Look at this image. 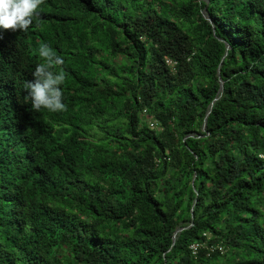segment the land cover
<instances>
[{"label": "trees", "instance_id": "trees-1", "mask_svg": "<svg viewBox=\"0 0 264 264\" xmlns=\"http://www.w3.org/2000/svg\"><path fill=\"white\" fill-rule=\"evenodd\" d=\"M37 12L0 30V264H264V0ZM41 43L65 111L24 100Z\"/></svg>", "mask_w": 264, "mask_h": 264}, {"label": "clouds", "instance_id": "clouds-1", "mask_svg": "<svg viewBox=\"0 0 264 264\" xmlns=\"http://www.w3.org/2000/svg\"><path fill=\"white\" fill-rule=\"evenodd\" d=\"M43 3L44 0H0V30H28ZM38 51L44 62L35 66L32 72L34 79L25 81L24 100L37 112L41 109L51 112L65 111L67 105L63 102L61 88L65 74L62 68L58 72L52 70L54 66H62L64 60L47 43H41Z\"/></svg>", "mask_w": 264, "mask_h": 264}, {"label": "built area", "instance_id": "built-area-1", "mask_svg": "<svg viewBox=\"0 0 264 264\" xmlns=\"http://www.w3.org/2000/svg\"><path fill=\"white\" fill-rule=\"evenodd\" d=\"M165 62L170 65L171 67L174 66V61L170 60L169 58H165ZM150 126L151 127H155L156 126V122L150 120ZM204 236L207 237V239L209 238V235L204 234ZM189 249L191 250L193 255H196L199 251V249H205L207 251V254L213 252L215 249H218V251L220 253H224L225 251V247L222 244H215V245H208L207 240H202L200 242H195L190 244Z\"/></svg>", "mask_w": 264, "mask_h": 264}, {"label": "water", "instance_id": "water-1", "mask_svg": "<svg viewBox=\"0 0 264 264\" xmlns=\"http://www.w3.org/2000/svg\"><path fill=\"white\" fill-rule=\"evenodd\" d=\"M207 18L210 20L209 17H207ZM226 53H227V51L225 50V54H226ZM217 74L219 75V70H217ZM219 82H220L219 90H218V93H217L216 97L214 98V100L217 99V98L219 97L220 92L222 91V88H223V81H222L221 79H219ZM209 112H210V109L207 111V113H206V115H205V117H204L203 125H202V129H203V130L205 129L206 117H207V115H208ZM191 224H192V223H190V224H189L188 226H186V227H179V228H177V229L174 231L173 236H172V244L175 242V238H176L177 233L180 232L181 230H183L184 228H188Z\"/></svg>", "mask_w": 264, "mask_h": 264}]
</instances>
